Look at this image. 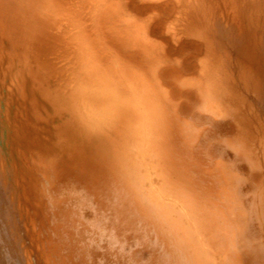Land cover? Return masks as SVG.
<instances>
[{"label": "rangeland", "instance_id": "obj_1", "mask_svg": "<svg viewBox=\"0 0 264 264\" xmlns=\"http://www.w3.org/2000/svg\"><path fill=\"white\" fill-rule=\"evenodd\" d=\"M215 262L264 264V0H0V264Z\"/></svg>", "mask_w": 264, "mask_h": 264}, {"label": "bare ground", "instance_id": "obj_2", "mask_svg": "<svg viewBox=\"0 0 264 264\" xmlns=\"http://www.w3.org/2000/svg\"><path fill=\"white\" fill-rule=\"evenodd\" d=\"M142 119L144 120V124H146V125H150V119H149V117H147L146 115H144L143 114V117H142ZM148 142H150V140L148 139ZM150 147V146H149ZM142 156V155H141ZM143 164V163H142ZM144 168V167H143ZM148 178V177H147ZM149 195H150V193H149ZM156 212H157V214H158V216L159 217H161L160 216V213H159V210H156ZM226 230H228V229H226ZM229 232V231H228ZM230 233V232H229ZM228 234V233H227ZM231 236V235H230ZM229 237V236H228ZM201 238V237H200ZM227 239V238H226ZM227 241V240H226ZM230 242V241H229ZM232 244V243H231ZM230 245V244H229ZM231 246V245H230ZM233 248V247H232ZM227 252V251H226ZM228 253V252H227ZM226 253V254H227ZM237 256V255H236ZM197 258H199V257H197ZM215 264H216V262H215Z\"/></svg>", "mask_w": 264, "mask_h": 264}]
</instances>
